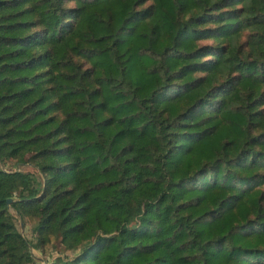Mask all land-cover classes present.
<instances>
[{"label":"trees","instance_id":"1","mask_svg":"<svg viewBox=\"0 0 264 264\" xmlns=\"http://www.w3.org/2000/svg\"><path fill=\"white\" fill-rule=\"evenodd\" d=\"M9 159L0 264H264V0H0Z\"/></svg>","mask_w":264,"mask_h":264},{"label":"rangeland","instance_id":"2","mask_svg":"<svg viewBox=\"0 0 264 264\" xmlns=\"http://www.w3.org/2000/svg\"><path fill=\"white\" fill-rule=\"evenodd\" d=\"M0 166L5 169H19V170L31 171L33 173L36 172L35 167L31 165L30 163H19V162L16 163L14 159L7 160L5 164L0 162ZM10 212L14 216L15 223L17 227L19 228V230L22 232V234L30 237L31 235L30 228L32 225L31 224L32 220H30L27 217L23 219L13 208H10ZM21 222L23 223V226H21ZM63 249H64L63 247H58V246L55 247L53 243L45 245L41 249L32 248L31 251L35 258L32 264H49L51 260L57 257V255H63V254L73 255L74 253L78 251L79 247H76V248L69 247L65 251H63Z\"/></svg>","mask_w":264,"mask_h":264},{"label":"water","instance_id":"3","mask_svg":"<svg viewBox=\"0 0 264 264\" xmlns=\"http://www.w3.org/2000/svg\"><path fill=\"white\" fill-rule=\"evenodd\" d=\"M11 201H12V198H8V199H7V202H8V203H10ZM21 226H23V223H22V222H21ZM20 232H21V231H20ZM21 234H22V232H21Z\"/></svg>","mask_w":264,"mask_h":264}]
</instances>
